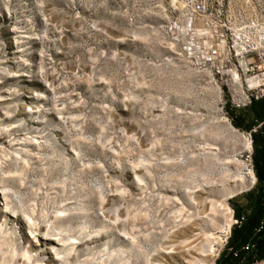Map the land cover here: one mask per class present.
Instances as JSON below:
<instances>
[{"label":"rangeland","instance_id":"1","mask_svg":"<svg viewBox=\"0 0 264 264\" xmlns=\"http://www.w3.org/2000/svg\"><path fill=\"white\" fill-rule=\"evenodd\" d=\"M171 11L0 0V264H216L226 250L246 145L164 37Z\"/></svg>","mask_w":264,"mask_h":264},{"label":"built area","instance_id":"2","mask_svg":"<svg viewBox=\"0 0 264 264\" xmlns=\"http://www.w3.org/2000/svg\"><path fill=\"white\" fill-rule=\"evenodd\" d=\"M171 12L161 27L164 37L209 77L214 106L234 126L232 111L264 99V0H172ZM261 127L262 123L251 131L235 127L251 145L242 156L245 192L258 184L253 135ZM245 219V215L236 218L233 211L229 232Z\"/></svg>","mask_w":264,"mask_h":264},{"label":"trees","instance_id":"3","mask_svg":"<svg viewBox=\"0 0 264 264\" xmlns=\"http://www.w3.org/2000/svg\"><path fill=\"white\" fill-rule=\"evenodd\" d=\"M236 128H250L245 124L251 116L264 121V99L239 111H232ZM245 124V125H244ZM253 161L258 184L248 192L244 206H234L235 217L246 216L240 227H233L228 245L216 264H257L264 261V126L262 132L253 135ZM263 227L260 231L259 228ZM247 247V248H246Z\"/></svg>","mask_w":264,"mask_h":264},{"label":"crops","instance_id":"4","mask_svg":"<svg viewBox=\"0 0 264 264\" xmlns=\"http://www.w3.org/2000/svg\"><path fill=\"white\" fill-rule=\"evenodd\" d=\"M245 110V109H244ZM248 122H249V124H252V126L250 127V128H244V127H242V128H239V129H241V130H244V131H251L256 125H258V124H260V123H262V127H261V129L259 130V132H262V129H263V126H264V121H258V120H255L254 119V116H251L249 119H248V121H246V123L245 124H248ZM244 124V125H245ZM258 132V133H259ZM257 134V133H256Z\"/></svg>","mask_w":264,"mask_h":264},{"label":"bare ground","instance_id":"5","mask_svg":"<svg viewBox=\"0 0 264 264\" xmlns=\"http://www.w3.org/2000/svg\"><path fill=\"white\" fill-rule=\"evenodd\" d=\"M224 119H225V121L229 124V126H230V130H231L232 132H234V133H236V134H238V135L241 136V134L237 132L236 128H235L233 125H231V124L229 123V121L225 118V116H224ZM241 137H242V136H241ZM242 139L244 140V143H245V145H246V147H245L244 150H245V151H250V150H251L250 142L247 141V140H246L245 138H243V137H242ZM245 184H246V182H245ZM246 187H248L247 184H246ZM231 214H233V210H232V213H231Z\"/></svg>","mask_w":264,"mask_h":264}]
</instances>
